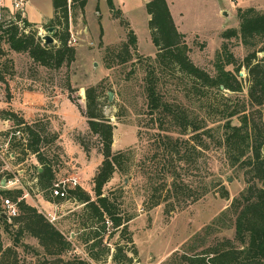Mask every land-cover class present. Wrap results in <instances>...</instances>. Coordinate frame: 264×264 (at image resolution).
<instances>
[{
    "label": "rangeland",
    "instance_id": "1",
    "mask_svg": "<svg viewBox=\"0 0 264 264\" xmlns=\"http://www.w3.org/2000/svg\"><path fill=\"white\" fill-rule=\"evenodd\" d=\"M146 1L113 0L115 9L120 12L118 17L110 11L107 0H87L83 9L79 8L77 3H71L68 6V22L69 30L77 38L76 44L73 45L76 58L69 66L60 69L44 68L33 62L27 53L8 50L7 46L2 44L4 49L2 58L12 60L13 72L5 76L8 80V89L0 82V111L10 109L22 116L16 104L21 101L17 93L23 89L54 91L52 100L57 106L33 111L34 118L27 119V121L39 119L46 127L47 137L48 134L50 136L56 134V138L52 142H44L41 149L53 166L54 181L69 177V186H73L70 178L76 174L79 177L76 184L89 190L94 198L91 179L100 159L97 151L99 144L96 136L88 131L86 118L80 109L68 99L64 100L68 93V90H65L67 85L74 89L71 92L72 96L84 108L85 89L100 84L103 98L107 97L108 100L103 105L104 114L115 126L112 149L131 151L132 166L129 173L115 172L104 185L103 193L111 196L122 214L133 215V218L128 222V232L124 235L119 229H113L110 221L108 226L105 223L107 227L102 236L101 247H108L109 253L105 258L103 255L102 259L95 261L87 253L86 246L76 239L83 205L72 199H65L58 206L45 203L42 192L33 184L36 167L39 166L35 155L19 154L18 145L13 148L7 147L8 152L16 153L19 157L23 156V160L18 164L7 154L4 142L9 134L6 135L5 132L12 125L8 120L0 117V154L8 161L6 166L0 160L1 180L10 177L12 171L22 169L21 180L28 193H25V200L36 206L49 219L54 218L52 222L72 240L73 252L87 259L90 264H116L111 255L117 245L122 246L123 251L132 256L128 264H187L184 260L185 256L198 254L221 240L234 239L232 217L222 215V218H218L246 185L244 172L239 165H231L224 148L207 137V147L201 149L202 153L196 162L186 164L179 160L180 156H173L180 178L191 188L190 197H173L169 201L147 208L152 190L147 177L154 176L153 181L156 184H160L164 178L166 182L170 179L166 175L167 172H162L163 168L162 166L160 168L158 160L148 158L154 147L158 149L156 150L158 157H161L163 153L161 142L156 139L159 134L163 135L164 131L157 128L158 121L152 120L148 113L143 92L145 74L143 57H154L156 52L148 27ZM166 1L178 29L186 35L185 40L190 47L189 57L195 65L204 68L212 75L215 74V54L223 41L227 42L229 50L237 61L240 62L247 53L237 37L226 40L221 37L222 31L238 28V8L252 6L264 11V0ZM126 22L128 25L125 24ZM48 24L49 22H46L38 29L37 35L42 40V36L47 34ZM129 28H132L136 34V47L134 50L130 47V59L122 61V58L127 57V52H120V56H117V52L119 53L123 42L127 40ZM257 56L261 57V52H257ZM107 64H110V67H107ZM226 68L234 71V66L231 64L226 65ZM240 72L242 91L218 92L215 89L216 99H220V94H223L230 97L233 102L238 100L247 102L246 68L241 66ZM165 80L167 81L164 84H160V89L166 99L181 101L185 103L184 108L193 111L198 108L186 95L187 88H184L186 78L176 79L167 76ZM109 91L112 92L111 100L108 99ZM6 102H10V105ZM246 107L247 111L256 108L250 104H246ZM197 113L201 114L202 111L198 110ZM224 120L208 124L214 127L221 126ZM230 122L238 124V117L230 118ZM166 128L171 130L170 134L174 138H189L191 134L189 132L180 135L179 127L172 124L167 125ZM217 131L221 133L220 127ZM77 135L82 136L89 146V154L86 156L90 161L83 163L81 168L70 158L71 156L76 158V154L79 153L75 151L78 146L74 143ZM15 137L17 138L13 142L17 143L21 135L17 134ZM65 148L72 153L71 156ZM0 187L7 188V185L0 184ZM204 190L206 192L195 199L194 195L197 196ZM223 191H227V197H222ZM170 205H173V209ZM1 208L3 209L2 203ZM13 232L5 231L0 224V239L3 247L10 246L13 249V252L8 253L6 264H13L14 261L16 264H38L37 260L42 256L43 249L37 240L23 235L16 243L13 240Z\"/></svg>",
    "mask_w": 264,
    "mask_h": 264
},
{
    "label": "trees",
    "instance_id": "2",
    "mask_svg": "<svg viewBox=\"0 0 264 264\" xmlns=\"http://www.w3.org/2000/svg\"><path fill=\"white\" fill-rule=\"evenodd\" d=\"M53 17L49 20V26H53V43H45L38 33V26L22 19V28L12 18L0 19V82L8 89L6 75L13 72V62L9 58H2L5 44L8 50L27 53L33 62L47 69H60L69 66L76 58L75 47L68 43L70 37L68 22V5L66 0H52ZM87 0H73L83 9ZM110 11L114 16H119V10L115 9L113 0H107ZM145 9L149 15L148 27L151 41L155 46L154 57H143L145 74L143 92L146 98V109L152 120L158 121L157 128L163 132L159 134L157 141L163 150L158 157L157 148H152L148 157L158 160L162 172H167L166 178L160 184L153 181L154 176H148L151 192L147 208H152L161 202L171 198L190 197L191 188L180 178L177 167L174 164V155L180 156L183 163L196 162L201 155V149L207 147L206 138L210 137L225 150L231 165L238 164L244 172L246 185L235 196L230 204L221 212L222 215H230L231 225L234 227V239L221 240L211 248H207L192 256H185L187 264H264V56L258 57L257 52L264 51V11L249 6L238 8V28H228L221 32V37L226 40L237 37L247 53L239 62L229 50L226 41H223L215 54V74H210L204 68L193 63L189 57L190 47L185 38V33L178 29L171 15L166 0H147ZM124 23V20H123ZM126 25L127 22L125 23ZM44 26V24L42 25ZM25 29H27L25 31ZM137 37L132 28L128 29L127 40L117 52H127L130 59L129 48L136 47ZM233 65L234 71L227 69L226 65ZM244 66L247 72V102H233L228 96L220 94V99L215 98V89L219 92L242 91V83L239 78L240 67ZM110 67V64H107ZM186 78L184 88L186 95L192 104L197 105L196 110L185 107L181 101L166 99L160 89L166 78ZM222 86V87H221ZM67 98L80 109L86 118L88 131L95 135L99 144L98 152L102 159L92 176V191L85 190L79 184L69 186L65 197L53 196L52 186L55 182V172L50 160L42 152L44 142H52L56 134L46 136V127L39 119L25 120L10 109L0 111V117L8 120L11 127L6 130V135H11L9 147H19L22 155L34 154L39 166L36 167L34 184L42 192L43 199L51 203H61L65 199L75 200L82 204L81 220L78 224L79 233L76 239L86 246V251L95 261L102 259L109 253L108 247L102 246V236L106 231L105 221L111 223L113 229H119L124 235L127 233V224L133 215H124L120 212L118 204L110 195L103 193V187L115 172L127 174L132 166L131 151H113L114 124L104 114V102L100 91V84L88 86L84 94V108L72 96L74 90L69 85ZM46 96H53L54 91H42ZM246 104L256 107L247 111ZM200 110L202 113H197ZM237 116L239 123L232 124L230 118ZM225 119V120H224ZM224 120L221 126H210L208 123ZM179 127V134L191 133L189 138H174L167 125ZM221 130L219 133L217 130ZM21 135L17 143L15 132ZM168 131V132H166ZM86 155L89 154V146L80 135L75 137ZM21 142V143H19ZM147 158V159H148ZM17 163L23 160L15 153ZM159 166V164H158ZM39 168L41 170H39ZM0 174V184H1ZM206 192L194 195L195 199ZM24 188L0 187V224L7 232H13V240L18 243L21 236L28 235L37 240L43 249V254L38 258V264H90L73 252V242L67 235L38 208L28 203L24 198ZM222 197H227V191H223ZM9 198L17 205V214L6 218L2 215L1 201ZM173 209V205H170ZM130 238V237H129ZM26 247H30L24 244ZM96 247H98L96 249ZM96 249V250H94ZM13 252L12 247H3L0 239V264L8 262V253ZM112 260L116 264H128L132 260L123 251V247L117 245L112 253ZM13 264H16L14 261Z\"/></svg>",
    "mask_w": 264,
    "mask_h": 264
},
{
    "label": "crops",
    "instance_id": "3",
    "mask_svg": "<svg viewBox=\"0 0 264 264\" xmlns=\"http://www.w3.org/2000/svg\"><path fill=\"white\" fill-rule=\"evenodd\" d=\"M23 13H24L23 18H25L30 23L37 25L38 28H40L44 23L49 22V20L53 17V2H52V0H28V2L25 5ZM17 94H19L21 101H19L16 105H18L20 111L22 112V117L25 120H27L28 118L31 119V117L34 118L35 114L33 111L40 110L41 108L50 109L53 106H57V104H54L55 101L52 100V97L54 95L51 97H48L41 91H27L26 89H23L21 92L19 91ZM47 99H49V100H47ZM65 99H68L67 94H66V98H64V100ZM46 101H47V103H46ZM69 102L72 103L70 100H69ZM6 104L10 105V102H6ZM47 111H49V110H47ZM60 113L62 114L63 112L61 111ZM74 143L78 146V149H76L75 151H79V153L76 154L77 155L76 158H73L71 156L72 153H70L69 150H67L66 148H65V151L71 156L70 157L71 161L75 160L76 163L79 165V168H81V165L83 163H87L88 161H90V159L87 158L85 152L82 150L80 145L75 140H74ZM98 158H100L99 162H98V164H99L101 159H102L100 153L98 154ZM98 164L96 165V167L98 166ZM96 167H95V169H96ZM20 170L22 171V169H20ZM39 170H41V169L39 168ZM71 178H75L77 183H78L79 177L76 174L73 175V177L71 176ZM35 179L36 178L33 177L34 181H36ZM7 188H24L25 193H27V190H26V187H24L23 181H22L21 185L18 187H8L7 186ZM84 189L87 190L86 188H84ZM87 191L89 192V190H87ZM44 201L46 204L51 205V206H53V204L56 206L61 205V203L56 204V203H51V202L46 201V200H44ZM73 201L76 202L75 200H73Z\"/></svg>",
    "mask_w": 264,
    "mask_h": 264
},
{
    "label": "built area",
    "instance_id": "4",
    "mask_svg": "<svg viewBox=\"0 0 264 264\" xmlns=\"http://www.w3.org/2000/svg\"><path fill=\"white\" fill-rule=\"evenodd\" d=\"M67 5L70 6L73 0H66ZM28 0H0V19L1 17L4 16V19H10L12 18L14 22L19 26V28H22L24 23L22 21L24 17V8ZM27 29H25L26 31ZM70 31V30H69ZM77 38L76 35L70 31V37L68 40V43L71 45L76 44ZM15 134H19V131H16ZM10 136L6 138L4 145H5V150L7 154L11 157L14 158L15 153H10L7 150V147H9V140ZM1 146V145H0ZM5 157V156H4ZM2 154H0V160L3 161V163L7 166L8 161L5 160ZM21 170H16L12 171V175L8 178H4L1 180V183L4 182L7 186L11 187H18L21 185L22 180H21ZM36 180V179H35ZM72 184H76L77 181L75 178H70ZM69 189V177L67 178H62L53 183V186L51 188L53 196H59V197H65L67 194V190ZM25 196V194H24ZM2 207H3V213H6L9 217L10 216H15L18 212L17 210V205L15 202H13L9 198H3L2 199ZM2 213V214H3ZM54 218L49 219L50 221H53ZM105 223L107 226L109 225V221L106 220Z\"/></svg>",
    "mask_w": 264,
    "mask_h": 264
},
{
    "label": "water",
    "instance_id": "5",
    "mask_svg": "<svg viewBox=\"0 0 264 264\" xmlns=\"http://www.w3.org/2000/svg\"><path fill=\"white\" fill-rule=\"evenodd\" d=\"M223 13H225V12H223ZM53 30H54V27L53 26H48L46 28L47 34H44L42 36V38H43V40H44L45 43H53L54 40H53V37L51 36V34L53 33ZM261 55L264 56V51H261ZM239 74L241 75L242 73L240 72ZM108 99L109 100L112 99V92L111 91L108 92ZM1 185L3 186L4 185V182H2ZM2 215L4 217H6V218H9V216L6 213H3Z\"/></svg>",
    "mask_w": 264,
    "mask_h": 264
}]
</instances>
